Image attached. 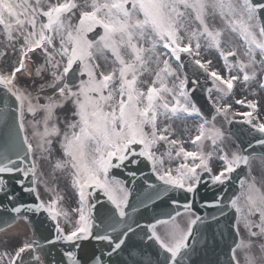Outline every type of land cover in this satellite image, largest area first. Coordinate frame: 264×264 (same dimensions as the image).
Returning a JSON list of instances; mask_svg holds the SVG:
<instances>
[{
  "label": "snow or ice",
  "instance_id": "snow-or-ice-1",
  "mask_svg": "<svg viewBox=\"0 0 264 264\" xmlns=\"http://www.w3.org/2000/svg\"><path fill=\"white\" fill-rule=\"evenodd\" d=\"M217 17L222 26L214 23ZM0 34L18 53L16 65L0 72V213L11 215L13 222L45 215L53 227L46 243L63 245L67 264H82L78 250L89 240L100 245L91 264H118L112 258L141 232L158 246V259L147 264H188L201 228L218 224L232 209L238 239L228 264H241L238 250L243 264H264V243L257 255L253 241L239 236L242 225L250 238L264 237V176L251 175L252 161L264 162V105L235 99L239 84L264 91V0H84L83 5L77 0H0ZM232 36L243 42V52ZM213 51L223 71L205 59ZM34 56L41 58L34 75L45 81L35 94L18 82V74L33 75L27 64L36 63ZM197 91L206 93L214 114L206 116L197 106ZM233 103L247 110L238 111ZM69 104L73 119L62 132L57 111ZM217 116L230 125H247L255 143L226 151ZM188 118L200 120L190 141L195 150L171 138L172 124ZM55 138H60L62 158L50 175L55 178L59 170L71 176L79 198L71 213L39 166L51 161ZM206 141L212 151L204 150ZM161 143L167 146L163 153L158 152ZM217 152L222 163L214 171ZM128 163L147 171H128L129 181L110 175ZM242 166L248 176L229 196L233 174ZM41 184L53 193L48 200L42 198ZM202 185H211L213 196L202 199L200 207L216 209L215 214L202 215L194 207ZM23 194L32 202H25ZM158 201L171 209L166 218L141 224L135 214L159 207ZM182 216L185 224L177 220ZM44 249L34 236L11 252H0V264H46Z\"/></svg>",
  "mask_w": 264,
  "mask_h": 264
},
{
  "label": "rangeland",
  "instance_id": "rangeland-1",
  "mask_svg": "<svg viewBox=\"0 0 264 264\" xmlns=\"http://www.w3.org/2000/svg\"><path fill=\"white\" fill-rule=\"evenodd\" d=\"M214 23L217 26H222V22L219 20L218 17L215 18ZM231 39L233 40L234 44L238 47L239 51L243 52V46H242L243 42L236 36H232ZM205 57H207V59H212L213 65L217 69L223 71L222 60L218 57V55L214 51L206 54ZM0 67L3 70V72H8L13 67V65L11 63H4V64H0ZM36 78H38V77H36ZM39 80L40 79L38 78L35 80V82L39 83ZM21 85L23 86V84H21ZM253 91H255V93H257V95H255V96L251 95L250 93H252ZM242 97L247 98V99H257L261 105H264V91H262L255 84H253L251 86H245L243 84H239L238 89L236 90L235 99L242 98ZM230 101H231V99L228 100V102H230ZM233 107L236 110L237 109H242V111L247 110L245 107H242L241 105H236L234 103H233ZM65 111H73V107L70 104L66 105ZM41 115L42 114H38L37 119H39ZM31 119H32V117L29 115L28 120H31ZM178 123H179L178 127L174 128V129H175V132L177 131L178 133H181L185 130V127L182 126V121H179ZM26 126L28 128L29 138L32 139V142L35 145L36 140L32 138L33 129H32L30 124H26ZM58 139L59 138H55L53 140L51 161H48V160L41 161L39 166H40V169H41L43 176L46 179H48L50 186L55 188L56 192L63 197V200L61 202V206L71 213V210L78 206V200H79L78 193L72 185L71 176L66 171L61 172L59 170L55 171V173H54L55 178H53V175H50V174H53V164L55 163V161L58 158H62V148H61L60 144L58 143ZM160 151H161V148L159 145L158 146V152L160 153ZM39 187L41 190L42 198L44 200H48L53 195V193H51V192L44 191V185L43 184H41ZM177 220L180 223L185 224L187 217L186 216L178 217ZM160 230H162V226H161ZM244 233H245V240H248V239L252 240V238H250L248 236V233L246 230L244 231ZM28 235H29L28 229L15 230L14 233H11V234H4V233L0 234V243H1L0 244V252H3V251L11 252L14 248L19 246L20 243H22L24 241H28ZM254 238L256 239L258 237H254Z\"/></svg>",
  "mask_w": 264,
  "mask_h": 264
},
{
  "label": "water",
  "instance_id": "water-1",
  "mask_svg": "<svg viewBox=\"0 0 264 264\" xmlns=\"http://www.w3.org/2000/svg\"><path fill=\"white\" fill-rule=\"evenodd\" d=\"M0 101H4V97L2 95V92H0ZM2 106V105H0ZM138 170H144L147 171V169H144L143 166H134L131 163H128L127 168H120V169H113L112 170V174H118L119 176H121L122 178H124L123 180L129 181L131 178L127 176V172L128 171H138ZM139 182V181H138ZM129 187H134L133 185L129 184ZM17 191H19V189H17ZM99 195H103L102 193H98ZM134 197L136 195V192L133 193ZM179 197V195L177 194V198ZM206 197L202 198L197 196L196 197V203L195 205L199 204L198 206L200 207V203L202 201V199H205ZM23 199L25 202H32L33 198L28 195V194H23ZM132 203V202H131ZM109 207H111L109 205ZM160 207V206H159ZM141 212L139 211L138 213L135 214L136 218L140 221L141 224L147 223L149 222L151 219L153 218H166L165 214H160L158 213V209L155 207H149L148 209H144L141 208ZM198 210V208H197ZM200 211L202 212H206V211H210L213 209H209V208H199ZM232 212L228 211L227 214V218H223V226L226 225V238L229 239L233 236V228H232V221H233V217H232V213L234 214V210L229 209ZM208 213V212H207ZM34 216L30 215V221H33ZM221 221V220H220ZM12 217L11 215L7 214V213H0V229L2 227L7 226L8 223H12ZM220 225V222L217 224L216 222L211 223V227H207L208 233H211L212 235H215L216 232L215 230L217 229V227ZM41 229V228H40ZM191 240V238H190ZM213 241L215 242V238H213ZM81 244H83L82 249H79V254L82 258V264H91V257H92V252L96 251L97 254H99V248L100 245L94 241H84L81 242ZM139 245H141V249H139ZM55 250L51 252V254L53 255L52 261L54 260L55 263L54 264H58L59 262H62V264H67L66 262V257H64L62 255V250L59 247L55 246ZM226 248H227V252H229V244H226ZM157 252H158V246L156 245H152L151 242L146 241V238L144 237L143 232H141L139 235H133L131 237V240L129 241L128 244V249L124 252H122L118 257L114 256L112 259L114 261H117L119 259H121L122 261V256L124 254L127 255V259L125 260V263H130L133 261H153L155 262L158 257H157ZM131 253V255H130ZM216 252H213V255ZM88 254V255H87ZM195 254V250L192 252L191 255ZM229 253H227V256L225 258H229ZM202 258V256H201ZM159 259L163 260V257H159ZM52 264V263H51ZM119 264H124L123 261ZM191 264H195V261H193ZM210 264H211V260H210Z\"/></svg>",
  "mask_w": 264,
  "mask_h": 264
},
{
  "label": "bare ground",
  "instance_id": "bare-ground-1",
  "mask_svg": "<svg viewBox=\"0 0 264 264\" xmlns=\"http://www.w3.org/2000/svg\"><path fill=\"white\" fill-rule=\"evenodd\" d=\"M24 229H27V225L25 221L20 220L16 222L14 225H12L11 227L4 229L0 233L11 234V233H14L15 230H24Z\"/></svg>",
  "mask_w": 264,
  "mask_h": 264
},
{
  "label": "flooded vegetation",
  "instance_id": "flooded-vegetation-1",
  "mask_svg": "<svg viewBox=\"0 0 264 264\" xmlns=\"http://www.w3.org/2000/svg\"><path fill=\"white\" fill-rule=\"evenodd\" d=\"M0 52H1V53H3V52H4V49H3V47H2V46H0ZM33 79H38V78H36V76H35V75H33ZM34 86H36V85L34 84ZM33 91H35V90H33ZM44 94H51V93H50V90H49V91H47L46 93H42V95H44Z\"/></svg>",
  "mask_w": 264,
  "mask_h": 264
}]
</instances>
